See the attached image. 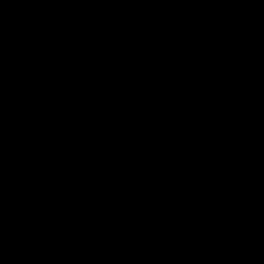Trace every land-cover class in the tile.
I'll use <instances>...</instances> for the list:
<instances>
[{"label": "water", "instance_id": "obj_1", "mask_svg": "<svg viewBox=\"0 0 264 264\" xmlns=\"http://www.w3.org/2000/svg\"><path fill=\"white\" fill-rule=\"evenodd\" d=\"M0 264H264V0H0Z\"/></svg>", "mask_w": 264, "mask_h": 264}]
</instances>
